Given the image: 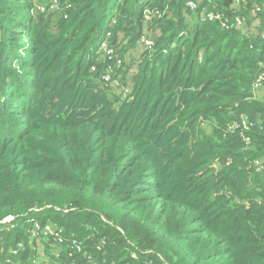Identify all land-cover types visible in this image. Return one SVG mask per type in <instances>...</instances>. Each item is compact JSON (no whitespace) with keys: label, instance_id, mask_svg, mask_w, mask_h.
Here are the masks:
<instances>
[{"label":"trees","instance_id":"16d2710c","mask_svg":"<svg viewBox=\"0 0 264 264\" xmlns=\"http://www.w3.org/2000/svg\"><path fill=\"white\" fill-rule=\"evenodd\" d=\"M187 1L0 0V264H264V6Z\"/></svg>","mask_w":264,"mask_h":264},{"label":"built area","instance_id":"2783aa9c","mask_svg":"<svg viewBox=\"0 0 264 264\" xmlns=\"http://www.w3.org/2000/svg\"><path fill=\"white\" fill-rule=\"evenodd\" d=\"M253 0H233V8L235 11H238L239 7L242 5L244 6L245 4L247 5L248 2H252ZM262 5H258L257 3H252V8L250 10V12H253V13H259L261 11L260 7H263L264 6V0H262ZM56 2L52 3L50 5V9H54L56 8ZM188 7L191 9V10H196L197 8V4L195 5L194 3H191V2H188L187 3ZM255 16V14H253ZM145 19H148V15H145ZM203 20H207V21H210V22H214V21H219L222 25V27H235V28H240L242 25H243V22L245 21L244 18H239V17H236L235 19V22H230L227 21L224 16L218 12H208L204 15L203 17ZM261 39L264 41V33H262V35L260 36ZM140 43L146 48V49H150L153 45V42L148 39V38H145V37H142L141 40H140ZM101 49L104 51L105 55L109 58V59H112L114 64L118 67L120 66L121 64V60L118 58V57H114L113 56V50L111 49H108L106 44H102L101 46ZM109 72L111 71H108V74L106 76H104L105 80H110V82L117 86V87H120V83L118 80H115V79H111L110 75H109ZM264 74L262 75H259L256 77V79L254 80V82L252 83V88H251V92H250V98L252 99H257V98H260L262 93H263V84H264ZM230 129H236L238 127H242V128H246L247 127V122L245 120H241L239 124H234V125H231L229 126ZM11 220V219H9ZM7 222V221H6ZM31 234L33 236V238H36L37 236L39 235H42V236H45L47 237L48 239L49 238H52V239H55L57 243H61L62 242V236H61V232L60 230L52 227L51 225H46V226H42L40 225L39 223L37 222H34L32 224V228H31ZM72 244L74 245V247L77 249V250H80V246L79 244L74 240L72 241ZM20 250L23 249V245L22 244H17V248L16 249H13L12 250V254L13 255H16V253ZM34 264H38L37 261H33ZM6 264H11L9 262H6Z\"/></svg>","mask_w":264,"mask_h":264},{"label":"rangeland","instance_id":"374dc122","mask_svg":"<svg viewBox=\"0 0 264 264\" xmlns=\"http://www.w3.org/2000/svg\"><path fill=\"white\" fill-rule=\"evenodd\" d=\"M258 1L259 0H253L252 2H250V10H251V8H252V3H257L258 4ZM188 2H191V3H194L195 5H196V3L195 2H193V0L192 1H190V0H188L187 1V3ZM52 3H54V2H52ZM51 3V4H52ZM49 4V1L48 2H46L43 6H47ZM50 4V5H51ZM231 5V8H233V0H232V3L230 4ZM49 10L51 11V12H53V11H55L56 10V8H54V9H50V6H49ZM189 10V9H188ZM262 13V12H261ZM256 16V15H255ZM263 18H264V16H263ZM257 21V23L259 22V19H257L256 20ZM247 28V25H246V23H245V21L243 22V25L240 27V28H238V30H242V31H244V29H246ZM142 50H144V51H147V50H145L144 49V47L142 46H140L139 45V43L137 44V46H136V48L130 53V55H128V56H126V58H124L125 59V62H127V63H130V61H135V62H137L141 57V54H142ZM133 59V60H132ZM7 222H10L11 220H9V219H7L6 220ZM37 249H38V251L39 252H41L42 251V247L40 246V245H38L37 246Z\"/></svg>","mask_w":264,"mask_h":264},{"label":"clouds","instance_id":"9594fccd","mask_svg":"<svg viewBox=\"0 0 264 264\" xmlns=\"http://www.w3.org/2000/svg\"><path fill=\"white\" fill-rule=\"evenodd\" d=\"M191 1V0H190ZM194 2V1H193ZM187 7H188V5H187ZM189 8V7H188ZM190 9V8H189ZM191 10V9H190ZM143 37H145V38H148V39H150L151 41H152V39L151 38H149L148 36H143ZM141 40V39H140ZM153 42V41H152ZM154 44V43H153ZM139 45L142 47L143 45L139 42ZM153 46V45H152ZM144 47V46H143ZM144 49L145 50H149V49H146L145 47H144ZM142 51H144V50H142ZM120 59V58H119ZM121 60V64H120V66H116L115 64H114V62H113V65L115 66V68H120V67H122V64H123V60L122 59H120ZM112 72V71H111ZM113 79V78H112ZM115 80H118V78L117 79H115ZM127 92L125 91L124 92V94H126Z\"/></svg>","mask_w":264,"mask_h":264},{"label":"crops","instance_id":"0c3cea01","mask_svg":"<svg viewBox=\"0 0 264 264\" xmlns=\"http://www.w3.org/2000/svg\"><path fill=\"white\" fill-rule=\"evenodd\" d=\"M255 26H256V24H255ZM133 60V59H132ZM134 61V60H133Z\"/></svg>","mask_w":264,"mask_h":264}]
</instances>
